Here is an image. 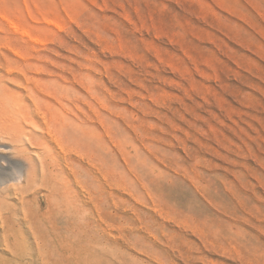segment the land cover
Masks as SVG:
<instances>
[{"label":"rangeland","instance_id":"1","mask_svg":"<svg viewBox=\"0 0 264 264\" xmlns=\"http://www.w3.org/2000/svg\"><path fill=\"white\" fill-rule=\"evenodd\" d=\"M33 90L59 158L0 134V264H264V0H0V126Z\"/></svg>","mask_w":264,"mask_h":264},{"label":"bare ground","instance_id":"2","mask_svg":"<svg viewBox=\"0 0 264 264\" xmlns=\"http://www.w3.org/2000/svg\"><path fill=\"white\" fill-rule=\"evenodd\" d=\"M26 80V79H25ZM64 82V81H63ZM26 83H27V80H26ZM30 83V82H29ZM28 84V83H27ZM35 84V83H34ZM33 84V86H34ZM43 84V83H42ZM53 84V82H52ZM26 86V85H25ZM38 86V85H37ZM47 86V85H45ZM51 86V85H50ZM22 87V85H21ZM29 87V86H28ZM43 87V86H42ZM60 87V86H59ZM35 88V87H34ZM40 88V86H39ZM45 88V87H43ZM61 88V87H60ZM63 88V87H62ZM26 89V88H25ZM24 89V90H25ZM30 89V88H29ZM46 89V88H45ZM48 89V88H47ZM38 90V89H37ZM42 90V89H40ZM52 90V88H51ZM64 90V88H63ZM62 90V92H63ZM29 91V90H28ZM26 91V92H28ZM43 91V90H42ZM49 90H47L48 92ZM55 92V90H52ZM60 91L59 89H57V92L56 93H62V92H58ZM65 92V91H64ZM29 93V92H28ZM27 94V93H26ZM42 94V93H41ZM45 94V93H44ZM53 94V93H52ZM59 94V95H60ZM65 94V93H64ZM48 95V94H47ZM56 95V94H55ZM28 96H31L29 97L30 98V109L29 110H26V112L22 109H20L19 107H17L15 105V108H14V113L12 115L13 118H15L16 120V123H17V127H12L11 125L7 124V125H4L2 124L0 126V134L2 136H11L9 138H11L12 141L14 142H17V141H20L21 143H23V146H27V148H30V149H37L38 151H33L31 153H33L32 155L29 154V158L36 163V160L33 156L36 157V159L39 161V163L41 164V167L43 166V164L46 165V167H50L51 165H53L55 159H58L59 158V148H60V145H59V141L58 142V139L56 138V132H54V128L52 125L54 122H52V119L55 117L52 118V113L48 110V109H45L44 108V104H47L48 102L43 99L40 95V93L36 90H33L29 93ZM46 96V95H45ZM44 96V97H45ZM51 96V95H50ZM49 96V98H50ZM64 96V95H63ZM75 96V95H74ZM53 97V96H52ZM60 97V96H59ZM66 97V96H65ZM48 98V97H46ZM48 98V99H49ZM56 98V97H55ZM54 98V99H55ZM67 98V97H66ZM75 98V97H74ZM80 98V97H79ZM79 98L77 100H79ZM58 100V97L56 98ZM64 99V98H63ZM46 101V103L44 101ZM73 101V99H72ZM44 102V103H43ZM57 102V101H55ZM60 102H62L60 100ZM77 102V101H76ZM51 103V102H50ZM75 103V102H73ZM82 103V102H81ZM65 104V103H64ZM52 105V104H51ZM53 107V106H52ZM61 107V106H60ZM51 108V107H50ZM62 108V107H61ZM75 108V107H74ZM78 108V107H77ZM61 110V109H60ZM69 110V109H68ZM77 111L79 110L80 111V108L79 109H76ZM57 111V110H56ZM53 112V111H52ZM71 112V110H70ZM81 112V111H80ZM79 112V113H80ZM69 114V113H67ZM55 115V113H54ZM72 115V114H71ZM81 115V114H80ZM8 116V115H7ZM6 116V117H7ZM9 117V116H8ZM7 117V118H8ZM57 117V116H56ZM84 117V116H82ZM4 118V117H3ZM61 118V117H60ZM64 119V118H63ZM80 119V118H79ZM85 119V118H84ZM61 120V119H60ZM81 120V119H80ZM55 121V120H54ZM57 121V120H56ZM62 121V120H61ZM83 121V120H82ZM85 121V120H84ZM81 122V121H80ZM86 122V121H85ZM66 124V122H63V124ZM69 123V122H68ZM57 124V123H56ZM64 124V126H65ZM71 124H69L70 126ZM80 126V124H78ZM68 126V127H69ZM73 126V125H71ZM77 128V126H76ZM79 128V127H78ZM62 129V128H61ZM70 129V127H69ZM83 130H85V128H83ZM57 132H59L58 130H56ZM61 131V130H60ZM80 131L81 128H80ZM77 132V131H75ZM60 133V132H59ZM73 133V132H72ZM74 134V133H73ZM76 134V133H75ZM81 134V133H80ZM60 136V134H59ZM75 136V135H74ZM78 137L77 138H80L79 135H77ZM91 136V135H90ZM81 137H84V136H81ZM59 138V137H58ZM67 138V137H66ZM65 138V140H67ZM73 138V136H72ZM63 139V138H62ZM70 139V138H69ZM75 139V137H74ZM73 139V140H74ZM10 140V139H9ZM88 140V138L86 139V141ZM75 141V140H74ZM79 141V139H78ZM84 141V140H82ZM85 141V142H86ZM89 141V140H88ZM65 142V141H64ZM63 142V143H64ZM66 143V142H65ZM68 143V141H67ZM72 143V141H71ZM69 143V146L70 147V144ZM80 143H81V140H80ZM90 143H91V140H90ZM89 143V145H90ZM15 145V144H14ZM75 145V144H74ZM86 144H84L85 146ZM88 146V144H87ZM86 146V148H87ZM18 148L17 145H15V147H13V150H15L16 152V149ZM76 147V145H75ZM67 148V147H66ZM64 148V150L66 149ZM20 149V147H19ZM85 149V148H84ZM23 150V149H22ZM21 150V151H22ZM69 150V149H66V151ZM80 150H81V147H80ZM79 150V151H80ZM87 150V149H86ZM8 151V150H6ZM20 151V150H19ZM65 151V152H66ZM69 152V151H67ZM85 152V151H84ZM87 152V151H86ZM73 153H74V150H73ZM76 153V152H75ZM64 154V153H63ZM67 154V153H66ZM2 155L4 154H1L0 155V160L3 159ZM80 155V154H78ZM61 156V155H60ZM67 156V155H66ZM69 156H71V154H69ZM81 156V155H80ZM79 156V157H80ZM82 158V157H80ZM87 158V157H86ZM67 159V158H66ZM70 159V158H69ZM65 160V159H64ZM81 160V159H80ZM83 160V158H82ZM84 161V160H83ZM67 162V161H66ZM55 164V163H54ZM59 166V165H58ZM45 168V167H44ZM43 169V168H41ZM44 170V169H43ZM50 171V170H49ZM44 172V171H43ZM51 172V171H50ZM55 173V172H54ZM74 173V172H73ZM33 174V173H32ZM53 174V173H51ZM56 174V173H55ZM73 175V174H72ZM75 175V174H74ZM34 176L36 177V168H35V171H34ZM57 176V174H56ZM44 177V176H43ZM46 177V176H45ZM37 178V177H36ZM75 178V177H74ZM27 179V178H26ZM25 179V180H26ZM45 179V178H44ZM31 180V179H30ZM42 180V179H41ZM43 181V180H42ZM26 182V181H25ZM37 182L36 179H32V181L30 182L29 180L25 183V185L23 186H19V188L21 189L22 192H32L34 191V189L32 188L33 184H35ZM44 182V181H43ZM42 182V183H43ZM38 183V182H37ZM52 183V181H51ZM44 185V183H43ZM45 186V185H44ZM52 186L54 187V185L52 184ZM36 188V187H35ZM47 188H48V185H47ZM52 189V187H51ZM49 189V190H51ZM55 189V188H54ZM53 192V190H52ZM56 192V191H55ZM51 193V192H50ZM52 194V193H51ZM54 195V194H52ZM57 197V196H56ZM46 199V198H45ZM55 202V200H54ZM48 203V202H47ZM53 205V204H52ZM48 206V205H47ZM53 207V206H52ZM47 208V207H46ZM57 210V209H56ZM53 211V210H51ZM54 215V214H53ZM2 217V216H1ZM53 217V216H52ZM51 218V216H50ZM2 220V219H0Z\"/></svg>","mask_w":264,"mask_h":264}]
</instances>
